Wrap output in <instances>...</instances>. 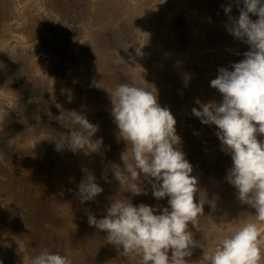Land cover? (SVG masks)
<instances>
[{
	"label": "rangeland",
	"instance_id": "1",
	"mask_svg": "<svg viewBox=\"0 0 264 264\" xmlns=\"http://www.w3.org/2000/svg\"><path fill=\"white\" fill-rule=\"evenodd\" d=\"M102 1L104 5L100 7V3L96 0H17V5H14L17 12L25 9L27 3L33 6L27 10V13L16 12L18 15L14 14L0 20V37L7 41L6 46L9 47L0 53V132L9 131L14 135L19 130L16 124L20 120L21 102L24 97L27 98L25 96L27 90L36 95L38 93L43 95L41 91L44 93L47 91L42 89L41 85L43 87L45 85L41 81H33L37 79V69L44 68L49 79L59 77L61 82L56 84L58 90H65L72 96H81L79 97L81 111L78 112L79 110H75L77 107L72 106L70 112L84 116L89 123L97 127V131L91 137L92 141L105 138L103 140L105 142L101 144L98 151L90 154H85V150L81 149L73 151L74 154L70 155L66 151V145L58 150L57 141L70 135L73 127L78 128V125H71L67 104V106L63 105L66 106L63 109L62 105H60L62 107L57 106L52 100V104L47 108L43 107L36 111L31 109L30 114L38 115L43 127L39 130L41 132L39 137L33 140L35 143H32V139L29 138L27 142L29 145L24 150L30 149L31 152L32 148L37 156L36 159L38 161L41 159V162L49 160L50 163L58 164L57 162L63 159L72 167L75 166L72 163L76 159L83 162V168L82 164L79 167L94 175L96 183L103 188L97 196L101 197L98 201L101 204L99 210H102L101 213L104 216L107 214V210L104 209L115 199L130 198V201L138 206L146 198H151L150 206L168 207V198L157 200L152 195L151 183L142 174L141 186L145 191L139 195L125 191L115 178L114 170H118L116 163L123 165V161L118 158V160L113 159L116 163L112 162L107 154L111 155L110 151L113 150L117 156L116 149H119L121 145L124 148L121 151H126L127 143L120 138L119 129L116 126L111 132L107 130L110 128L107 125L108 113H112L113 108L110 92L121 83H129L146 90L155 88L160 81L150 82L152 76L148 74V71L153 68L149 63L153 62L158 63L157 70H153V76L155 75L158 79L172 78L175 76L172 74L175 73L187 77L188 84L186 83L185 90L188 92L195 90L197 94L192 103H186V106H191V108L185 107L188 112H192L193 108L201 109L202 104L213 103V100L216 104L221 103L223 97L217 89L211 87V80L217 77L221 67L227 66L229 56L228 61L234 64L243 60L244 57L241 59L239 56L241 53L245 55L250 50L246 38L238 37L237 39L232 35L226 39L225 36L232 34L230 27L234 26V17H239L238 8L242 5L235 0H205L208 5L224 10L220 13L213 8L212 10L217 13L207 14L204 8L199 7L197 11L199 17L194 23L195 27L198 31L199 28L204 29L203 19L207 15L210 23L204 31H208L210 36L206 37L204 43L198 44L188 37L191 34L184 31L186 28L182 30L185 27L186 18L195 16L192 14L196 6L194 0ZM120 2L129 7L132 3H136L137 8L130 9L122 18L121 30L119 37L117 36L121 39L120 44H114L112 40L109 44L101 46L97 35L108 30L109 25L99 23L103 21L99 15L103 11H113ZM228 3L232 4L229 6ZM228 7L231 9L230 12L225 11ZM181 8L185 9L181 10ZM4 14L5 11L0 10V15L4 17ZM10 19L14 22L19 21L21 25L16 22L18 25L9 27L6 24ZM229 20L233 22L229 23ZM228 24L232 25L228 27ZM87 32L91 34L92 42H86ZM24 34L26 36L22 38ZM150 36L161 37L160 39L168 41L163 42L162 54L159 57L154 54L155 46L151 43ZM236 42L238 45L235 48L239 47V49L237 52L234 51V57L231 58L233 51L231 45ZM194 46L195 48H192ZM10 48L12 50H9ZM218 49L223 50L220 54H227L228 57H218L215 60L212 52ZM20 53L24 54L22 58L26 59L28 54L29 62H35L29 65L33 67L32 71L23 68L19 60ZM13 59L15 62H12ZM72 63L75 64L74 67H71ZM53 64H60L64 68L61 71L54 69ZM227 69L232 70V67ZM132 71H135V74H132ZM65 72H69L68 75L64 76ZM137 72L140 76L139 81L135 82ZM167 73L172 74L168 76ZM16 74V77H12ZM191 79L195 84L189 83V81L192 82ZM167 81L173 82V79ZM79 85L82 87L79 88ZM47 93L48 91L45 95L48 96L49 93ZM157 100L161 107L168 108L172 113L179 106L175 104L174 99L157 98ZM71 104L73 105V102ZM190 117H192L191 126L182 125L180 131L188 130L193 139L189 140L183 133L177 134L181 138L177 147L184 153L185 159L191 161V175L197 180L194 200L196 203L203 204V214L198 217L199 230L189 224V230L193 232L198 244L192 249V255L185 259L189 261L188 264H204L202 260L204 250H214L225 236L247 222H255L256 217L254 208L240 203L237 189L227 179L232 159L230 154L225 152L226 148L216 134L217 126L214 125L209 132L204 131L206 126L202 125L203 123L199 125L200 118L193 114ZM102 122H106L105 126ZM17 138L15 141L18 143ZM121 139L123 143L120 142ZM197 139L199 141H196ZM257 139L264 141V135L257 134ZM36 145L39 146L36 147ZM107 145L110 146L108 152ZM20 151L22 150L18 148L9 151L0 143V163L3 162L0 167V184L5 182L6 188V190L0 188V264H31L32 257L45 250L59 251L61 255L67 257L69 264H134V261L119 255L118 251L111 252L114 245L107 241V233L89 225L88 208H95L93 206L97 203L93 204L91 200L81 202L78 187L72 189V194H75L73 196L78 198L72 199L73 196L68 198L72 204H79L73 208L63 200L65 198L63 195H58L59 199L55 198L56 204L49 197L46 202L44 199H34L27 195L25 199L18 200L19 202L12 199L11 197L15 194L24 195L18 188L19 182L9 180L7 174L9 166L7 163H13L17 155H20ZM73 155L76 157L74 158ZM71 156H73L72 159ZM45 157L48 158L45 159ZM112 163L116 168L112 167ZM4 165L6 170L2 169ZM151 179L154 180V178ZM76 183L79 185L80 182ZM40 199L37 205L36 202ZM83 230L89 237L88 240H82L83 238L79 237V233ZM259 231L261 237H264V223L259 224ZM46 234L49 235L47 239ZM41 238L48 240L49 244L35 246L37 243H42ZM102 248L105 252L101 250ZM261 249L264 252V239L261 240ZM169 255H171L170 251ZM261 264H264V260Z\"/></svg>",
	"mask_w": 264,
	"mask_h": 264
},
{
	"label": "clouds",
	"instance_id": "2",
	"mask_svg": "<svg viewBox=\"0 0 264 264\" xmlns=\"http://www.w3.org/2000/svg\"><path fill=\"white\" fill-rule=\"evenodd\" d=\"M243 4L230 31L236 37H246L250 50L232 70L221 67L211 80L222 102L202 104L192 112L202 123L217 126L216 134L232 159L227 179L237 189L240 203L255 209L256 219L225 236L214 250H204V264H261L264 260V237L259 231V224L264 223V141L257 139V134L264 135V0H243ZM225 11L230 12V7ZM249 13L259 18L253 22ZM110 95L119 136L127 143V150L121 153L123 171L114 170L115 178L125 191L139 195L145 191L142 174L157 200L168 198V207L137 206L129 199H115L103 218L97 220L90 214L88 223L105 231L119 255L134 264H188L185 258L198 244L189 224L199 230L203 204L194 200L197 180L191 175L192 165L177 147L181 138L176 134V120L168 108L160 106L153 91L121 83ZM69 119L78 128L73 127L70 135L57 141V149L67 142L74 152L98 151L102 139L91 140L97 127L75 112L69 113ZM84 171L85 178L78 185L81 202L93 200L103 191L94 175ZM31 264L69 261L59 251L45 250L32 257Z\"/></svg>",
	"mask_w": 264,
	"mask_h": 264
},
{
	"label": "bare ground",
	"instance_id": "3",
	"mask_svg": "<svg viewBox=\"0 0 264 264\" xmlns=\"http://www.w3.org/2000/svg\"><path fill=\"white\" fill-rule=\"evenodd\" d=\"M96 1L98 3H100V5H101L100 7H102V5H104V2L102 0H96ZM108 1H111V0H108ZM235 1H236V3L239 1L238 4L242 5L241 7L238 8L239 9L238 11H241L244 8L243 0H235ZM194 2H195L194 4L196 6L194 7L195 11H193L192 14L195 16H193L192 18H189V19L186 18L185 27L182 30H184L186 28L184 31H187V33H189V35L191 34L188 37L191 38V40L193 42H195V43L198 42V44H200V43L202 44L205 42V40L208 38V36H210L208 31H206V30L204 31L207 24L210 23V20L206 17L207 15H205L206 19L205 18L203 19L204 29L199 28V31L196 29L194 23L197 21V18L199 17L198 12H197L199 7L204 8V10L206 11L207 14L217 13V12L213 11L214 10L213 8H215L220 13L224 9L219 10L217 7H212L211 5H208V2L207 1L205 2V0H194ZM16 3H17V0H0V10L5 11L4 17L2 15H0V20L4 19V18H8L9 16H14V14L16 16V15H18L17 14L18 12L20 13V12L24 11L25 13H27L28 12L27 10L33 6V4H30V3L26 4L25 3L26 4L25 9H22V10L18 9L19 11L17 12V9L14 7V5L15 6L17 5ZM232 3H228V5L230 6ZM125 6H126V8H125ZM132 8H134V9L137 8L136 3H132L131 6L129 7L128 5L120 2L116 8H113V11H110V10L107 11L106 10L107 12L103 11V13H101V15H99V18L101 20H103V21H99V23H101L103 25L104 24L109 25V29L107 28L108 30H104L97 35L99 42H101V43H99L101 46L103 44L104 45L109 44L112 40H113L114 44H120L121 39H118V37H119V32L121 30L122 18ZM183 9H185V8H181V10H183ZM112 13H113V17H111ZM237 15H240V14H237ZM249 17L253 22H255L259 18L258 15H255L252 13H249ZM237 19H238V17H234V22ZM16 22L21 25V23L19 21H16ZM16 22H14L13 19H10L6 25L11 27V26L15 25ZM230 22H233V21L229 20V23ZM22 23L24 24V22H22ZM211 23H214V22H211ZM16 25H18V24H16ZM231 25L232 24H228V27H230ZM100 27H102V26H100ZM232 27H230V28H232ZM232 35L233 34H230V35L226 34L225 35L226 39H228ZM25 36H26V34L22 35V38H24ZM85 37H86V39H85L86 42H92V36L90 33L87 32ZM150 37H151V39H150L151 43L155 46V49H154L155 53L154 54H156L159 57L162 54V49L164 46L163 42L167 43L168 41H166V39H163V38L160 39L161 37H155V36L154 37L150 36ZM236 38L238 39V37H236ZM243 38L245 39L246 37H243ZM238 43H240L239 40H238ZM6 45H7V41L6 40L4 41V39H1V37H0V53H2L3 49L6 50L9 48ZM237 45H238L237 42L233 43L231 45L232 50H233L232 54H231V58H232V56L234 57V55H233L234 51L237 52L239 49V47L235 48V46H237ZM192 48H195V46ZM9 50H12V48H10ZM221 50L222 49H218V50H214L212 52V56L215 58V60L218 57H221V58L222 57H225V58L228 57L227 54H220L223 51V50L222 51ZM22 54L20 53L19 60H20V62H22L21 64L23 65V68H25L26 70L32 71L33 67H31L29 65H32L35 62H29V58H28L29 55L28 54L26 55L27 56L26 59L22 58ZM71 55H75V54L71 53ZM0 56H1V54H0ZM239 56L241 57V59L243 57L245 58V55L243 53H241ZM2 57H3V54H2ZM240 57H239V59H240ZM228 60H230V56L227 59L228 64H226L227 66H225V68L226 67L230 68L233 65V62H230ZM9 61H11V60H9ZM12 62H15V59H13ZM45 64L46 63H44V65ZM103 64L105 65V63H103ZM147 64H148V62H147ZM149 64L151 66H153L151 71L147 70L148 74L152 76V77L149 76L150 82L157 83V81L158 82L160 81V83H158L155 88H153V87L149 88V91L155 92V94L158 96L157 98H161L162 100H164V99L173 100L174 99L173 101L175 102V104L177 103L179 105V106L176 105L177 108L175 111H173V113L171 112L173 114L175 120H176V124H175L176 134L183 133V134L187 135L189 140L190 139L192 140L193 136H191V134H189V131L188 130L187 131L186 130L180 131V128H181L180 126H182V125L191 126L192 117H190V116H191V114H193V112H188V110L185 109V107H188V106H186V103L187 104L192 103L193 98L196 97L197 94H196L195 90H190V92L185 90L186 89L185 85H186L188 80H187V77H183L182 74L167 73L168 76H170L171 74L175 75V76L172 78L166 77V79H165L164 77H161V79H158L157 77H155V75L153 76V73H154L153 70H155V71L157 70L158 63L150 62ZM70 65H71V67L75 66V64H73V63ZM105 66H107V64ZM53 67H54V69H59L60 71L64 68L60 64H53ZM68 73L69 72H65L64 76L68 75ZM131 73L135 74V71H132ZM28 75H31V74H28ZM16 76H17V74L12 75V77H16ZM36 76H37V79L36 80L33 79V81H35V82L41 81V83L43 85H45L44 87L41 85L42 89L47 90L49 95L48 96L45 95V93L47 91L45 93L43 91H41L43 95H40V93H38V95H36L34 92L27 90V92L25 93V96H27V98L24 97L22 99V102H21L22 104H21L20 113H19L20 114L19 115L20 120L18 121V124H16V127L18 125L19 130H17V133L14 135H13V133L11 134V132H9V131H6V132L1 131L0 132V143L2 144V146H4V148H7L9 151H12L14 148H18V149L22 150L19 152L20 155H17L18 157L16 159L14 158L15 160L13 163L12 162L7 163L9 165V166L7 165L8 166V170H7L8 173L7 174L9 175V180H13V182H19L18 188L24 195L20 194L19 196H17L15 194L11 198L15 199L17 201L18 200L20 201V199H25L26 198L25 196L27 195L28 197H32L34 199H39V198L44 199V202H46L50 198L52 200V202L54 204H56L55 198L59 199L58 195H63V197L67 198V200H68L67 201L65 198L63 199L67 202L68 206H71L73 208L76 205V207H77V205H79V204H76V203L72 204L68 198L75 195L74 193L72 194V189H74V188L77 189L78 185L76 182L77 181L81 182L85 178V176H84V175H86V173L84 171L85 169H81L79 167V165L82 164V168H83V162H80L76 159V161L74 163H72L73 165H75L74 167H72V165H70V163H68L67 161H64L63 159H60L57 162L58 164L50 163L49 160H48V162L47 161L41 162V159H40V161H38V159H36L37 156L35 155V151L32 150V148H31V152H30V149L26 150V151L24 149L28 147L29 144L27 142L30 139H32L31 140L32 143H35V142H33V140L35 141V138L39 137V135L41 133L39 130L43 127V125L39 121V116L38 115L32 116L30 114L31 109L32 110L35 109V111H36V110H41V108H43V107L47 108V107H49L48 105L52 104L51 101L54 100V102H56L55 105H57V106H60V105L63 106V105L67 104L68 105V108H67L68 113L70 112V110H71L70 108H72V106L74 108L77 107V109H75V110H79L78 112H80L82 107H80V104H81L80 100L81 99H79V97H81V96L80 95L79 96H72L70 93H68L65 90H62V91L58 90L56 84L61 82L59 77L49 79L47 76L46 70L44 68L43 69L38 68ZM139 76H140V74L137 72L136 78L134 79L135 82L139 81L138 80ZM171 79H173V82L167 81V80H171ZM7 81H11V80L7 79ZM189 83L195 84L193 82V80H192V82L189 81ZM196 84H197V81H196ZM41 87H40V89H41ZM81 87L82 86L79 85V88H81ZM29 92H31V93H29ZM97 95H99V94H97ZM71 97H74V98L72 99ZM69 101H71V102H69ZM72 102H73V105L71 104ZM213 103H214V100H213ZM62 106H60V107H62ZM66 106H63L62 108L64 109V108H66ZM188 108H191V106H189ZM193 116H194V114H193ZM28 118L31 120H29ZM107 118H109V120H107V125H108V127H110L107 129L108 131L111 132V130L115 126L118 128L117 124L114 121L112 113H108ZM195 120H197V118H195ZM42 121L45 122L44 120H42ZM199 122H200L199 125H201L202 124L201 119H199ZM102 123H103V126H105L104 123L106 124V122H102ZM202 125L206 126L204 128L205 129L204 131L209 132V130L214 128L213 127L214 124H204L203 123ZM41 136H43V135H41ZM16 138L19 141L18 142L19 144L17 143V141H15ZM46 138H47V136H46ZM100 138H102V137H100ZM103 140H102V143L105 142ZM196 141H199V140L197 139ZM196 141H194V142L197 143ZM31 142H30V145L32 147ZM120 142L123 143V140L121 139ZM64 145H66V147H67L66 148L67 153L69 152L70 155L74 154L73 151L69 148L67 142ZM12 146H14V148ZM38 146L39 145H36V147H38ZM106 147H107L106 148L107 152L110 151L109 150L110 146L107 145ZM121 150L123 151L124 148H123V146L120 145V148L116 149V152L118 153L117 156H115V153L113 150L110 151V153L114 157L112 158V156L109 153L107 154V156L110 157V160H112V162H115L113 159H116V160H118V158L121 159V153H122ZM225 150H226L225 151L226 153H229L227 151V149H225ZM73 156H74V158L76 157V155H73ZM73 156H71V159L73 158ZM230 156H231V154H230ZM48 157L50 159V156H48ZM48 157H45V159ZM2 163L3 162L1 161L0 167L2 166ZM189 163H191V161ZM116 164L118 165L117 171H122L124 166L119 165L118 163H116ZM4 167H5V165L2 167V169L6 170V168H4ZM112 167L116 168L114 163H112ZM79 177H80V179H79ZM1 179H3V178H1ZM39 183H41V184H39ZM4 186H5V182L0 184V188H2V190H6V188ZM22 197H24V198H22ZM47 197H49V198L47 199ZM76 198H78V197L73 196L72 199H76ZM41 199L36 202L37 205L40 203ZM146 199L145 200L142 199L143 203L150 206L152 204L151 198L150 199L146 198ZM99 200H101V197L96 196L95 199L91 200V202H93V204H94V202L97 203L96 205L94 204V206H93L95 208H90V209L88 208L89 214L94 215L97 220L104 217V214L101 213L102 210H99L100 209L99 206H101L100 202H98ZM129 200H131V199L129 198ZM108 207L109 206H106V208L104 210H107ZM84 211H85V209H84ZM79 234H80L79 237L83 238L82 240H88L89 239V237L87 236V234L84 230ZM48 236L46 234V239L48 238ZM37 241H40V240H37ZM40 242H42V243H37L35 246L39 247V246H41V244L42 245H46L47 243L49 244L48 240H44V239L42 240V238H41ZM112 245H114V244H112ZM101 250H103L105 252V250L103 248ZM116 251H117V249H116V246L114 245L113 248L111 249V252L116 253Z\"/></svg>",
	"mask_w": 264,
	"mask_h": 264
}]
</instances>
